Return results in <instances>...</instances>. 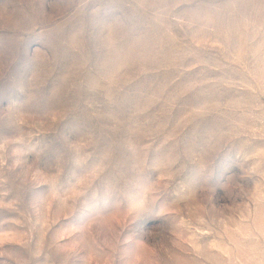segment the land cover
<instances>
[{
  "label": "rangeland",
  "instance_id": "374dc122",
  "mask_svg": "<svg viewBox=\"0 0 264 264\" xmlns=\"http://www.w3.org/2000/svg\"><path fill=\"white\" fill-rule=\"evenodd\" d=\"M0 264H264V0H0Z\"/></svg>",
  "mask_w": 264,
  "mask_h": 264
}]
</instances>
